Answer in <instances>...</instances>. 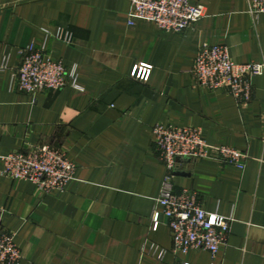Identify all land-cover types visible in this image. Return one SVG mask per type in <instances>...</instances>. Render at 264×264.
I'll use <instances>...</instances> for the list:
<instances>
[{
    "label": "crops",
    "instance_id": "crops-1",
    "mask_svg": "<svg viewBox=\"0 0 264 264\" xmlns=\"http://www.w3.org/2000/svg\"><path fill=\"white\" fill-rule=\"evenodd\" d=\"M203 16L183 32L128 23L130 0H0V157L50 144L76 164L62 191L40 192L28 180L1 174L0 229L14 235L19 264H264V73L252 76L250 100L208 90L192 77L202 45H225L238 63L264 65V13L247 0H191ZM43 29L72 35L64 45ZM44 47L78 89L16 86V49ZM152 66L147 81L130 76ZM162 123L197 127L207 143L247 154L242 169L208 158L177 161L175 191H196L201 206L230 219L225 245L175 255L164 219L151 214L167 169L152 144ZM164 250L163 258H157Z\"/></svg>",
    "mask_w": 264,
    "mask_h": 264
},
{
    "label": "built area",
    "instance_id": "built-area-1",
    "mask_svg": "<svg viewBox=\"0 0 264 264\" xmlns=\"http://www.w3.org/2000/svg\"><path fill=\"white\" fill-rule=\"evenodd\" d=\"M248 13L257 18L264 13V0H247ZM204 8L191 0H130L128 23L143 19L155 23L166 32H183L203 16ZM64 45L72 42V35L62 29L50 32L43 29ZM18 58L16 86L28 95L41 90H59L66 86L78 89L75 66L66 68L61 60L52 59L36 43L16 49ZM10 55L2 58L1 69L7 68ZM152 66L135 64L130 76L147 81ZM264 73L259 63H238L231 57L225 45H202L197 52L192 68V77L201 87L208 90H226L238 102L250 100L252 76ZM152 144L164 163L167 174L159 195L155 198L151 214L152 229L156 230L161 219L165 220L171 233V251L185 255L190 251L203 250L214 259L221 246L225 245L230 230V219L218 213L206 211L196 191L184 188L175 191L171 179L177 161L182 158L194 160L214 158L222 163L242 169L247 154L228 146H213L206 142L197 127H178L157 123L152 128ZM1 174L13 180H28L42 193L62 191L74 179L76 164L58 148L50 144L28 146L2 157ZM158 251L161 260L164 250ZM21 251L14 235L0 229V264H19ZM170 264H191L179 257Z\"/></svg>",
    "mask_w": 264,
    "mask_h": 264
}]
</instances>
